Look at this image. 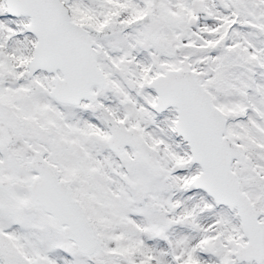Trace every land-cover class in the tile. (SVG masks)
<instances>
[{
  "label": "snow or ice",
  "instance_id": "1",
  "mask_svg": "<svg viewBox=\"0 0 264 264\" xmlns=\"http://www.w3.org/2000/svg\"><path fill=\"white\" fill-rule=\"evenodd\" d=\"M0 264H264V0H0Z\"/></svg>",
  "mask_w": 264,
  "mask_h": 264
}]
</instances>
